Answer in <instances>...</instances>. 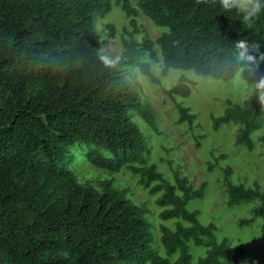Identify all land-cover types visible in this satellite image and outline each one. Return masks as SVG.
Masks as SVG:
<instances>
[{
    "label": "trees",
    "instance_id": "16d2710c",
    "mask_svg": "<svg viewBox=\"0 0 264 264\" xmlns=\"http://www.w3.org/2000/svg\"><path fill=\"white\" fill-rule=\"evenodd\" d=\"M116 3L134 29L139 11L167 28L155 40L123 38L124 69L100 59L111 56L101 46L95 17L109 12L110 0H0V264H194L190 243L204 248L196 264H240L243 247L218 240L216 225L201 223L198 211L187 209L190 200L204 196L206 183L194 187L179 168L171 183L149 162L145 135L131 113L158 133L154 110L126 76L137 67L159 83L144 60L147 54L158 61L157 45L163 74L187 69L227 81L239 68L237 40L258 43L264 52V11L249 26L212 0ZM261 75L264 62L256 77ZM189 83L180 75L165 93L199 145L192 131L199 125L197 115L176 100L189 96ZM229 123L237 126L235 143L251 150L252 132L264 126V106L254 95L241 103L227 99L222 114L212 117V127ZM77 154L108 171L125 167L149 193H160L155 200L163 207L159 218L178 219L174 228L159 226L166 256L152 247L144 206L134 204L111 180L101 181L100 190L77 181L68 165ZM220 158L226 155L215 160ZM231 172L230 166L224 168L226 203L259 202L254 216L263 220L264 237V190L256 181L232 183Z\"/></svg>",
    "mask_w": 264,
    "mask_h": 264
},
{
    "label": "rangeland",
    "instance_id": "374dc122",
    "mask_svg": "<svg viewBox=\"0 0 264 264\" xmlns=\"http://www.w3.org/2000/svg\"><path fill=\"white\" fill-rule=\"evenodd\" d=\"M136 5L137 0H130ZM111 9L103 17H95V28L101 35V46L105 49L115 66L124 69L120 63V56L124 51L122 39L141 42L144 37L155 40L166 27L154 24L141 11L135 16L136 29L130 22V17L123 11L116 0H110ZM112 26L109 32L106 25ZM158 55V61L150 59L147 54L144 60L150 63L151 70L159 79V83L149 80L137 67L130 68L126 79L135 84V89L142 101L151 104L159 132L155 133L135 113H131L132 120L144 133L147 146L150 150L149 162L156 164L158 170L171 183L174 181L173 170L179 168L183 175H187L194 187L206 183L202 198L192 199L187 203L188 210H197L199 221L203 224L214 223L215 234L218 240L227 239L231 246H242L244 254L240 264H262L264 254V237L261 234L263 220L254 216L259 202L228 205L224 168L232 169L229 177L232 183H243L245 186L258 182L264 190V126L251 134L253 148L246 149L235 143L237 126L223 124L217 130L212 127V117L222 114L226 100L232 103H241L249 97L247 88L251 81L238 76L237 73L229 80H221L213 76L196 74L187 69H169L167 74L161 71L160 50L157 45L153 47ZM184 75L190 81V94L187 97L176 96L195 113V124L192 128L194 135L199 136V145L195 143L187 122L178 121V111L169 99L165 90L176 83L177 78ZM0 94V102H1ZM225 154L226 158L217 161L215 157ZM167 161L171 163L168 164ZM73 170L77 181L83 185H90L100 190V182L111 180L112 185L119 190H125V195L134 204L142 205L147 210L146 218L151 223L153 234L152 247L161 256H166L165 249L160 241L159 226L164 224L174 228L178 219L162 220L158 213L159 207L155 200L160 193L151 194L138 181V176L123 167L112 172L90 164L83 155L74 156V161L68 164ZM252 219L250 223L240 224L242 220ZM184 224L187 225L186 222ZM190 252L193 263L203 255L204 248L190 243ZM176 254L170 259L173 261ZM147 264H151L148 262Z\"/></svg>",
    "mask_w": 264,
    "mask_h": 264
},
{
    "label": "clouds",
    "instance_id": "9594fccd",
    "mask_svg": "<svg viewBox=\"0 0 264 264\" xmlns=\"http://www.w3.org/2000/svg\"><path fill=\"white\" fill-rule=\"evenodd\" d=\"M207 2L208 0H197V3ZM212 3L218 4L224 12L235 11L240 16L242 24L249 26L254 20L259 19L261 12L264 11V0H212ZM235 49V57L239 63L237 75L248 77V81L251 79L247 94L254 95L261 106H264V75L256 77L259 65L264 62V52H260L258 43H249L243 39L235 42ZM100 59L106 66L115 63L106 54H101Z\"/></svg>",
    "mask_w": 264,
    "mask_h": 264
}]
</instances>
